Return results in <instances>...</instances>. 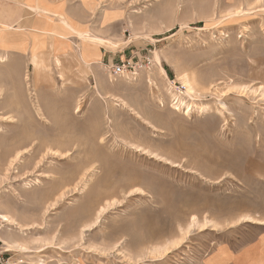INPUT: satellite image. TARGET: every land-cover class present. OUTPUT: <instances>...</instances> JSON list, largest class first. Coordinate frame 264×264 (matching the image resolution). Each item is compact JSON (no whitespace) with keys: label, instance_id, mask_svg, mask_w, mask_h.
Listing matches in <instances>:
<instances>
[{"label":"rangeland","instance_id":"1","mask_svg":"<svg viewBox=\"0 0 264 264\" xmlns=\"http://www.w3.org/2000/svg\"><path fill=\"white\" fill-rule=\"evenodd\" d=\"M88 7L86 33L62 14L61 30L36 27L56 48L66 28L98 37L93 62L84 49L87 63L76 51L59 62L48 33L0 32V167L32 135L0 172V214L20 223L0 218V234L28 248L0 240V264H264V0ZM126 59L137 73L112 75Z\"/></svg>","mask_w":264,"mask_h":264},{"label":"crops","instance_id":"2","mask_svg":"<svg viewBox=\"0 0 264 264\" xmlns=\"http://www.w3.org/2000/svg\"><path fill=\"white\" fill-rule=\"evenodd\" d=\"M91 0H0V32L1 31H32V33L44 32L47 34L46 30H40L36 26L39 24L40 20H47L54 25L58 26L61 30V20L57 17L58 14H62L68 19L70 25L73 28H77L79 31L86 33V27L88 21L83 12L85 10L89 11ZM78 8L79 13L73 14L71 10ZM63 10V11H60ZM45 14L49 17H44ZM82 14V16H81ZM52 31V30H50ZM53 32V31H52ZM67 39L70 41V46L68 47L66 54L76 51L81 60L85 61L83 58L82 50L85 53L91 54L92 56L87 58V62H93L104 58L105 52L103 50L102 44L95 42H81L79 47L75 44L79 43L80 36L72 28H66ZM62 38H65L62 36ZM6 51L7 48H0V51ZM13 52H18V50H13ZM95 53H99L98 56ZM94 54V56H93ZM86 62V63H87Z\"/></svg>","mask_w":264,"mask_h":264},{"label":"bare ground","instance_id":"3","mask_svg":"<svg viewBox=\"0 0 264 264\" xmlns=\"http://www.w3.org/2000/svg\"><path fill=\"white\" fill-rule=\"evenodd\" d=\"M64 22V21H63ZM66 23V22H65ZM53 30V29H52ZM47 33L49 34V39H50V42H51V47H50V49H54V52L56 53V55L58 56V58H59V62H60V60H61V56H63V55H65V53H68L67 52V49H68V47L70 46V44H66L63 48H56V46H55V33L54 32H52V31H50V30H48L47 31ZM78 35L79 36H81L83 39H88V40H90V41H93V42H97V41H99L100 39L98 38V37H96V36H94V35H84L83 33H78ZM62 38V37H61ZM80 38V37H79ZM65 39V38H64ZM109 42V41H108ZM111 42V41H110ZM98 43V42H97ZM106 43V42H105ZM35 48L33 49V51H32V57H31V59H32V62L34 63V66L36 67V68H42V67H45V64L47 63V61L44 59V57L43 56H41V53L38 51V50H36V46H34ZM70 47H72V46H70ZM0 48H8V43H7V41L3 38V37H1L0 38ZM83 54V58L82 59H85L86 58V54L85 53H82ZM7 58H8V55H7V51H4V50H1L0 51V63H4V62H6L7 61ZM85 62V61H84ZM42 66V67H41ZM164 70V69H163ZM28 76V75H27ZM26 75H25V78L27 79L28 77H27ZM129 77V76H128ZM30 87V86H29ZM5 88V87H4ZM3 88V86L2 87H0V98H1V96L4 94V91H5V89ZM31 90V89H30ZM30 92V91H29ZM14 100V103L18 106V107H25V109L27 108L26 107V103H24V102H22L21 100H19V99H16V100H18V101H15V99H13ZM32 100V99H31ZM21 101V102H20ZM35 101V100H34ZM77 102V101H76ZM82 102V101H81ZM122 102H123V106L124 107H128L129 108V110L131 111H135L134 113L135 114H137V117H140V115H139V113L136 111V110H134V108H132L130 105H128V103L127 102H125L124 100H122ZM33 104H35L34 105V111L38 114V116L40 115L41 117H43L44 119H47L48 120V116L46 115V111H45V108H44V105H42L41 103H40V101H38L37 103H33ZM122 106V105H121ZM123 107V108H124ZM76 109H77V111L76 112H79V111H81V103L80 102H78L77 104H76ZM32 110V109H31ZM34 111H30L29 109H27V112L28 113H31V112H34ZM7 119H9V121H15V115L14 114H12V113H8V115H7ZM41 119V118H40ZM145 120V119H144ZM17 121V120H16ZM29 129H30V127L27 129V133H25L23 136H21V138L22 139H29V141L31 142V140H32V135H31V133H30V131H29ZM32 132V131H31ZM90 136L92 137V138H94V137H97V135H95V134H90ZM22 139H20L19 141H18V143H17V148L15 149L16 150V152H15V155L12 157V158H10L9 160H8V158L9 157H7L6 158V160H5V162H6V165H2L1 167H0V172H2L4 169H8L13 163H14V161L16 160V159H18L20 156H22V153H24V152H26L27 150H28V148L30 147H26V145L27 144H29L28 143V140L27 141H24V140H22ZM92 146V145H91ZM53 146H51V148H52ZM62 147H63V145L62 146H60V148H61V150H62ZM32 148V147H31ZM48 148H49V146H48ZM50 150V149H49ZM60 150V149H59ZM54 151V150H53ZM56 151V150H55ZM65 152H68V150H66ZM95 152V151H94ZM52 154V153H51ZM93 154V153H92ZM94 156V155H93ZM90 157V156H89ZM95 157H96V155H95ZM93 158V157H92ZM97 158V157H96ZM94 159V158H93ZM5 164V163H4ZM87 164V163H86ZM87 169V168H86ZM85 169V170H86ZM83 170V169H82ZM102 208V207H101ZM104 208V207H103ZM102 210V209H101ZM100 210V211H101ZM101 212H103V211H101ZM99 214V213H98ZM0 218L2 219V221L4 220L5 222H8V224L9 225H12V224H20L19 222H17V220H15V218L12 216V214H10V213H7V214H0ZM96 220H98V218L96 219ZM91 221H94V219H92ZM91 221H88V222H90V223H85V226L86 227H88V226H91L92 225V223H91ZM94 223V222H93ZM95 224H96V222H95ZM93 227V226H92ZM0 240H1V242L3 243V245L6 247V250H8V251H15L16 249H20V250H26L27 248H28V246H27V243H26V241H23V240H21V239H18V238H15V237H9V236H4V235H1L0 234ZM167 249V248H166ZM17 251V250H16ZM43 264H45V263H43Z\"/></svg>","mask_w":264,"mask_h":264},{"label":"built area","instance_id":"4","mask_svg":"<svg viewBox=\"0 0 264 264\" xmlns=\"http://www.w3.org/2000/svg\"><path fill=\"white\" fill-rule=\"evenodd\" d=\"M135 71H136V66H133L132 61L126 59L120 63L115 64L111 70V73L114 76L120 77V76L127 75L130 72L133 73ZM135 73H137V72H135Z\"/></svg>","mask_w":264,"mask_h":264}]
</instances>
